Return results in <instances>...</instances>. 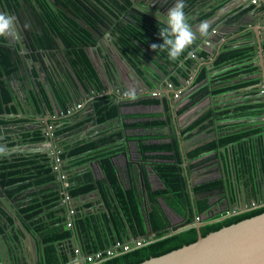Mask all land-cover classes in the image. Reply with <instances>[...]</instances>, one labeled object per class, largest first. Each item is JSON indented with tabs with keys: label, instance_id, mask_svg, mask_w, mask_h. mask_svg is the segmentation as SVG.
I'll list each match as a JSON object with an SVG mask.
<instances>
[{
	"label": "trees",
	"instance_id": "trees-1",
	"mask_svg": "<svg viewBox=\"0 0 264 264\" xmlns=\"http://www.w3.org/2000/svg\"><path fill=\"white\" fill-rule=\"evenodd\" d=\"M199 1L187 0L189 10ZM159 27L161 26L146 23L143 30L141 29V31L135 33L131 40L125 38L123 41L120 40V44L138 62H152L161 69L162 73L167 74L172 68L178 66L180 60L185 58V63L188 64L191 59L186 57L187 53L185 52L178 61H170L166 51L159 49L153 51L150 47L151 44L163 43V40L158 36ZM252 51V47L247 46L223 48L214 60L213 66L220 72L213 77L212 81L234 80L237 82L213 91L205 87L199 89L188 98L189 101L185 105L177 110V116L183 114L207 96L246 88L254 87L256 89L255 87L259 84L258 79H240L241 77L252 76L257 71V66L251 61ZM197 54L202 58L209 55L207 53ZM8 55L9 53L6 54L5 49L0 47V76H2V71L8 70L10 66ZM90 56L88 50L80 52L78 56L81 61V72L77 74L74 82L76 86L81 84L84 90L85 85L83 82L86 81L94 82L98 89L102 88L100 84L101 76L92 62V56ZM187 77V75H183L181 80L185 81ZM203 78L204 73H200L194 83H200ZM169 80L177 90L180 89L179 79L169 77ZM45 98L42 99L39 93H33L29 97L33 106L32 110L25 111V118H18V106H8L14 100L12 93L3 82H0V126L20 127L16 129L23 131L21 136L26 143L41 142L42 137L38 126L30 132L25 131L21 125L30 121V115H44L45 110L51 108L48 98ZM105 98L109 97H96L93 101V117L88 116L87 121L93 118L98 127L107 126L108 128L99 130L93 136L69 141L62 146L61 151L56 155L59 163L63 164L64 171L69 173L68 177L71 176L68 178L67 184L69 197L75 202V200L78 201L83 196L88 197L97 191L99 196V200L96 202L99 205L98 211L94 209L93 203H89L73 209L71 221H65L64 218L57 215L56 207L61 198L57 193L58 189L52 188L55 183L54 163H57L51 161L46 155L40 153H32L27 156L15 155V158L9 162L6 160L0 162V185L6 189L9 197H16L32 188L39 191L38 194L36 192L29 193L27 196L28 204L19 211L20 215H24V220L29 222L30 227L34 228L33 231L43 246L41 254L38 251L41 257L39 264H67L69 261L68 253L71 252V255L75 256L76 248L70 243L74 228L80 234V252L83 255L88 256L96 252L103 253L101 259H105V261L99 264H140L150 258L159 257L182 246L192 244L197 240V232L194 229L160 239L168 234L170 222L161 208L159 200L178 216L186 218L185 222L176 226V228L188 226L191 220L186 217L188 209H192V204L187 191V179L182 174L181 163L184 162L185 157L182 154L179 141L171 138L167 143L148 144L143 136L128 138L137 142L138 151L143 159H147L144 157L145 154H152L148 158L153 161V172L163 185L162 189L153 190L143 173L145 202L141 201L139 192L133 185L127 188L124 187L113 161V157L122 150L121 141H123L125 130L135 128L161 129L167 125V121L160 120L157 116H151L152 120L133 123L124 122L120 125L119 107L113 105L109 100H105ZM44 101L47 108L43 106ZM160 102L165 112H168L170 102L163 98L151 97L139 101L138 104L156 105ZM263 111V103L257 98L255 102H247L235 107L232 112L224 109L217 115L220 120L251 119L260 117ZM76 117L77 114L72 119H76ZM134 118L137 117L134 115L122 117L126 120ZM209 118H214L212 110L186 127L183 135L188 137L195 127ZM113 121L115 122L112 123ZM80 125L81 123L70 125L65 119L61 128L56 130L55 135L60 137V135L71 133ZM262 132L263 128L243 131L197 146L185 152V154L189 161L193 162L191 165L192 170L201 168L206 161L222 154H225L227 165V161H229L227 157H230V166L233 170L231 174L235 175V178L247 177L249 179L250 185L246 188V191L249 193L248 198L252 197L255 200L256 194L250 192V187L256 185V182L252 179L256 168L263 169L264 166V149L260 135ZM220 148L225 149V151L220 153ZM92 162H97L103 175L102 179L94 180L93 171L91 172V169L85 167ZM226 167L228 168V165ZM224 191L225 184L221 179L195 184L193 188L194 195L203 198L196 203L200 214H205L210 208L208 198L210 195L214 193L222 194ZM228 191L231 200L233 198L232 202H238L239 186L236 183H230L228 184ZM0 213L6 217L1 208ZM262 213H264V207L226 218L221 222L206 224L200 228V235L205 237L207 234L218 231L223 227H228ZM219 217L217 215L211 220ZM68 222L71 227H67ZM2 231L3 228L0 226V232ZM150 235H154V239L160 240L148 244ZM135 241L140 242L141 245L135 247ZM117 244H127L130 247L129 251H122L123 253L120 255L114 253L112 256H107L105 254L106 250L114 248L118 250Z\"/></svg>",
	"mask_w": 264,
	"mask_h": 264
},
{
	"label": "water",
	"instance_id": "water-1",
	"mask_svg": "<svg viewBox=\"0 0 264 264\" xmlns=\"http://www.w3.org/2000/svg\"><path fill=\"white\" fill-rule=\"evenodd\" d=\"M38 0H10V2L5 4V2L0 0V14H5L6 16L11 15L15 17L14 23L10 29V32L12 33L11 40L7 41L4 45L0 44V47H3L4 49H7L12 54L19 55L17 58L21 59L23 57L24 63L25 61L31 63V72L29 71L28 74L32 75V69L33 65L34 68H36L37 73H41V69H45V63L43 59V52L45 49L50 50L51 47L47 44V42L43 38H36L29 33L27 37L22 38V24L26 20L21 13V8L24 7L26 10V13L30 15L31 20H36L37 18V12H39L41 15H46V8L48 6L49 0H43L45 3V7H40V5L37 4ZM217 4H211L209 5V8H202V6L197 2L194 7L189 10L188 2H186V8L185 13L187 16L188 21H190V24L193 27V30L195 31L197 28V25L201 22L199 19V11L202 13L207 14L209 17L204 19L209 25L211 26L210 20H213V18L217 17V25L214 28L215 31H211L212 37L207 38H200L199 39V45L203 44L205 42L212 44L211 48V55H209V58L212 60V57L215 55H219L221 53V44H219V40L223 38L222 32L223 27H227V21L225 19H221L218 17V13H221V10L224 8H228L231 4L232 0H218ZM259 4L254 7V10H252L253 13H255L256 9L262 8L263 13L261 20H264V0H258ZM120 7H124L125 2L129 3V6L124 7V10H120L119 12H116L115 14V20H119L121 17H123L125 14L133 19V22L137 23L138 25H141L143 23H149V25H160L158 24L157 16H160L161 19H164V14L166 13L168 8H170L173 4V0H119ZM216 3V0L215 2ZM224 3V5L220 8V10L212 11V8H215L217 5ZM237 6H240L243 9L251 8L252 6L248 4H241L240 2L235 3ZM128 5V4H127ZM132 10L137 9L134 13H130ZM62 12H64L62 9H59ZM65 13V12H64ZM227 14V13H226ZM229 14V13H228ZM65 15L68 18H73L70 11L65 13ZM254 15V14H253ZM228 18V17H227ZM147 19V20H146ZM112 22H116L111 20ZM236 22L238 20H235ZM104 28H106V25H102ZM212 27V26H211ZM251 33H254L255 36V43H252V50H253V60L258 66L257 70V76L261 79L259 86L257 89L259 90L260 94L258 97V100L263 103L264 106V22L261 24V28H259L257 31L250 30ZM15 32V33H14ZM90 32V31H89ZM21 33V34H20ZM13 34H16L14 36ZM91 41L94 43L93 47H95L94 54L91 56L94 59H98V62L100 63L102 67V75L100 78V84L102 85V91H104L102 94H100V97H109V101L120 108L122 106V103L126 99H122L123 94L129 89V88H135L137 95L141 93V90H139L142 86L145 88H148L147 91H155L156 93H159L161 95V98L168 100L171 103V107H173V111H176V107L181 101L187 100V98L190 96L188 94V91H185L182 93L181 90H177L175 86L171 83V81L168 79L167 75L162 76L160 79H156L150 72L147 73L145 71L146 62H138L135 60L131 55H129L120 44L119 34H115V38L112 41L114 44L113 48H110L109 45H107L108 41H104L102 45L98 38L92 34ZM2 38H5V36H1ZM53 37H55L53 35ZM18 38V39H17ZM109 35L105 36V39H109ZM35 40H38L41 44L38 45ZM57 41L62 44V41L57 38ZM106 44V45H105ZM196 42L192 45V47L189 49V52H193L196 47ZM51 46V44H50ZM110 48V49H109ZM125 51V55L122 56L121 52ZM23 55V56H22ZM27 57V58H26ZM125 57H127V60H125ZM185 59V58H184ZM183 59V60H184ZM207 57L201 58L200 60H194V65L190 67L193 72L199 71L201 67H203L202 64L207 63L205 60ZM17 60V59H16ZM135 64L138 69L142 72V74H138L135 70H133V67H131L130 62ZM11 62V61H10ZM106 62V63H105ZM119 62L127 63V69L125 73H123L120 69H118ZM182 62V60H181ZM13 62H11L12 64ZM211 64L208 65L207 69L210 70ZM205 68V67H204ZM50 75L53 76V72L49 69L46 70ZM54 71V70H53ZM218 72L209 71L205 74V80L203 85H207L208 82L211 81L212 76L215 75ZM196 75H193L191 78V82L194 81V78ZM25 78V77H22ZM160 81V82H159ZM0 82H3V79L0 78ZM37 82H39V79H37ZM46 82L51 85L50 89H47V86L44 85V89L49 92L50 90L55 93L54 97H49L47 94V98L49 100V103L51 105V110H47L48 119H45V115H37L41 119L38 123V130L40 131L42 141L36 144H32L30 147H28V150H31L30 153H23L19 147L21 144L19 142H14V147L17 149L16 155L23 156V155H29L32 153H40L43 155H46L51 161L55 162L56 160V154L57 151H59L58 148V141L59 137L55 135V132L57 130L56 127L50 124V119L55 114V120L62 122L65 116L69 115L70 113L69 109H72V106L76 105H83L85 108L82 111L81 118L78 119L80 121H84L87 119L88 116L92 115L94 111L93 107V101L96 99V97H91L92 94H94V89L89 85V83L83 82L85 85V90L82 88L81 84L77 85L78 89L76 90L69 88L68 90L61 89L62 84L58 83L55 80V85H53V81H51L50 77L46 78ZM15 83H18L19 87L26 88L28 90L31 89L30 83L25 81H15ZM110 86L108 87L107 85ZM165 84V85H164ZM171 85V88H166V85ZM112 85V86H111ZM151 85V86H150ZM163 85V86H161ZM55 86H57L58 92H55ZM8 89L9 87L6 86ZM41 88L38 87V91H40ZM41 93V91L39 92ZM89 93V94H88ZM149 93V92H146ZM178 94V97L175 98V95ZM225 93L223 95H220L218 97H221L219 99H223L224 97H228ZM98 96V97H99ZM218 97H212V100L210 101L209 106L206 110H212L213 114H216L217 110H224L227 109L230 112L234 110L235 104L239 101V99L234 101H223V102H215L214 99H218ZM210 100V96L208 98ZM10 106H18L19 110H17V116L21 117L22 115L25 116V111H31L33 106L31 104V101L25 97H23L21 100H18L17 98L14 99L10 104ZM43 106L47 108V104L44 101ZM88 111V112H85ZM120 115V112H119ZM71 116L70 118H72ZM69 118V117H68ZM215 119H218V115L214 116ZM118 119V118H117ZM178 116H173L174 124H171L168 126L171 137L174 138L176 141L180 142L181 145V151L184 158V162L181 163V168L183 170L182 174L186 176L187 179V191L192 194L193 188H194V182L193 177L191 175L190 170L188 169L190 166L191 161L186 157V154L182 148V145L184 143L183 141V135L182 131L184 128L181 127V125L178 122ZM260 119L264 120V111L262 115L260 116ZM70 121V119H68ZM117 121V120H116ZM113 121L112 123H114ZM241 122H251V120H230V121H221V122H215L217 126H224L229 125L233 123H241ZM88 124L87 122L84 123V125ZM63 125V123H61ZM166 128V130L168 129ZM6 138H9L8 135H5L0 138V140H5ZM21 139V136L18 137ZM86 139V138H84ZM122 142V141H121ZM47 143H50V146L47 147ZM123 143V142H122ZM124 144V143H123ZM5 149L7 152H10V148L7 144H0V150ZM225 149L220 148L219 152H224ZM205 157V156H203ZM15 158V152H11L10 154H7L3 151H0V162L1 161H11ZM227 165H228V172L230 171L233 173L232 167L230 166V157H227ZM96 166L98 168L97 162H92L90 164L86 165V168L91 169ZM55 185L57 186V193L60 196V200L58 202V205L61 206V210L65 213H60L58 216H65L66 220H71L72 216L68 213L69 210H71L73 207V199H71L68 195V190L63 187V178L68 177L67 172L64 171L63 164H55ZM219 168L222 170V175L224 177L223 181L225 183V191L224 196L229 198V191H228V182L226 179V171H225V164L221 160L219 164ZM95 180V178L93 177ZM68 188V187H67ZM250 192L252 191L255 193V200H253V204L255 207H251L249 210H242L240 211V208L237 204H231L228 203V210L220 211L219 213L212 214L210 216H206L202 219H196V217H199V214L195 215V217L190 221L188 226H185L183 228H176L173 227L171 224H169L168 234L165 236H162L160 239H165L169 236H173L176 234H179L181 232H184L189 229H194L197 232V240L189 245L182 246L181 248L171 251L167 254H164L159 257L150 258L140 264H264V213L257 215L255 217L240 221L236 224L230 225L228 227H223L219 229L218 231L212 232L207 234L205 237H202L200 235V228L205 226L206 224L221 222L225 220L226 218H230L233 216H237L258 208L264 207L263 205H257V202H259L262 198L261 196L264 195V182L258 181L255 186L250 187ZM241 189V190H240ZM248 192V191H246ZM239 194L244 195L245 192L243 188L239 187ZM95 195L98 196V192L95 191ZM84 198L81 197L78 199V201L82 200ZM229 200V199H228ZM13 199L8 196L7 191L4 187L0 185V207L2 211L5 213V215H8V213L11 211L12 208L16 207L13 206ZM11 203V205L9 204ZM246 205V204H245ZM243 206L244 208L246 206ZM246 209V208H245ZM6 210V211H5ZM9 211V212H8ZM209 211V210H208ZM220 216L217 219L211 220L215 216ZM7 219L3 216V214L0 213V218ZM185 221V220H184ZM7 222V220H6ZM24 232L26 231L24 226L20 225ZM30 229L32 230V246L31 248H28L25 245V239L26 236L24 233H22L21 242L24 243V247L19 243L10 242L11 246L9 247H3L0 245V264H39L41 257L38 253L37 245L35 243V237H37L36 233L33 231V227L31 226ZM27 235V234H26ZM34 235V236H33ZM72 245L80 251V234L76 228L72 231ZM1 237V234H0ZM160 239H154V235H150V241L148 244H151L155 241H158ZM121 252V253H120ZM116 253V255H120L123 252L120 251ZM69 261L67 264H87L84 262V255L79 252L77 255L72 256L71 252L68 253ZM105 261V259H102L100 261H96L91 264H99L100 262Z\"/></svg>",
	"mask_w": 264,
	"mask_h": 264
},
{
	"label": "crops",
	"instance_id": "crops-1",
	"mask_svg": "<svg viewBox=\"0 0 264 264\" xmlns=\"http://www.w3.org/2000/svg\"><path fill=\"white\" fill-rule=\"evenodd\" d=\"M1 1L2 2L4 1L5 4H7V5L10 2V0H1ZM214 2H215V0H200L199 4L202 6V8H209V5L217 4V2H219V1L216 0V3H214ZM235 3H236V0H232V2L228 8H224L221 10V13H218V17H220L221 19H225L227 21V24H228L227 27L222 28L223 32L221 34H222L223 38L218 41L219 44H221L222 50H223V48H226V47H230V48L239 47V46L252 47V43H255L256 39H255L254 33H251L250 30L257 31L259 28H261V24L264 22V20H261L262 13H263L262 8L256 9L255 13H253L251 10V9L254 10V7H256L258 4L252 6L251 8L243 9L240 6H237ZM37 4L40 5V7H43L45 5L43 0H38ZM223 5H224V3L217 5L215 8H212V11L220 10V8ZM208 17L209 16L207 14L199 11V19L201 21H204V19H206ZM235 20H238V21L236 22ZM217 21H218L217 17L213 18V20H210L211 26H212V27H210V32L216 27ZM188 23L190 24V21H188ZM209 37L211 38L212 34ZM199 39L200 38L198 37V39L196 40L197 45L195 47V50L192 52V54L189 55V51L186 52L187 53L186 57L191 59L188 64L185 63V59L184 60L182 59V62L180 60V62L178 63V66L172 68L167 74H164V73H162L161 69H159V67H157L154 63L147 62L146 66H145V68H146L145 71L147 73L150 72L157 80L160 79L164 75H167L168 79H169V77H176L177 80L179 79V82H180V89L179 90H181L182 93L185 91H188V94L190 96L193 95L195 92H197L199 89L204 88V87L210 91H213L215 89H220L224 86L232 85V84L236 83L237 81H234V80L233 81H224V82L212 81L213 77L220 72V70L215 69L213 66L214 60L216 59L217 55L216 56L214 55L212 57V60H211L209 58V55H211V48L210 47L212 46V44H210V46H207L205 43L199 45V43H198ZM222 50H221V52H222ZM197 53H207L209 55H208L207 59L205 60L207 63L202 64L203 67H201L199 71L193 72V70H191L190 67L192 65H194V60H200L202 58ZM121 54H122V56H124L123 52H121ZM192 55L194 57H192ZM253 56L254 55H253V51H252L251 61L254 63L255 66H257L255 61L253 60ZM125 60H127V57H125ZM128 61L130 62V60H128ZM127 63L125 64L124 62H119L118 69H120L123 73H125L126 70H128L127 69ZM210 63H212V64H211V68L209 70V69H207V67H208V65H210ZM130 64H131V67H133V70H135L138 74L139 73L142 74V72L138 69V67L135 64H133L131 62H130ZM257 70H258V66H257ZM209 71L218 72V73H216L215 75L212 76L211 81L208 82L207 85H203L204 80H205V74L208 73ZM200 73H204V78L202 79V81L200 83L195 84L194 83L195 79ZM183 75L188 76L185 81L181 80L183 78ZM193 75H196V77L194 78V81L191 82V78L193 77ZM248 78L258 79L259 83L261 81V79L257 76V71L252 76L241 77L240 79L246 80ZM160 80L162 81V79H160ZM167 85H166V88H168ZM161 86H163V85H161ZM258 86H259V84L257 85V87ZM257 87H255L256 89H254V87H253V88H246V89H240V90L225 92V93H229V94H227L228 97H224L223 99H219L221 97H218V96L223 95L225 93L210 96V100L208 99L209 96H207L204 99H202L201 101H199L196 105H194L193 107L188 109L183 114L178 115L177 120H178L179 124L181 125V127L184 128L183 129V131H184L186 127H188L193 122L198 120L203 114L210 111V110H206V109L209 106L210 101L212 100V97H218V99H214L215 102H223L225 100L226 101H234L236 99L237 100L239 99V101L235 104V107L242 105L244 103H247V102H255L257 100L259 94H260ZM139 90H141V93L137 95L138 98L135 101L125 100L122 103V106H121L120 111H119L120 112V116H119L120 125L124 122L125 123H133V122H145L148 120H152L153 118H151V116H157V118H159L160 120L167 121V125L161 129L135 128V129L125 130L123 132V141L122 142L124 144L122 143V150L118 155L113 157V161H114L115 167L118 171V175L121 179V183L124 185V187L127 188V187L133 185L137 189V191L139 192L141 201L145 202L146 197H145L144 183H143V177H142L143 173L146 175L148 182L151 185L153 190L162 189L163 185H162L161 181L158 179L157 175L153 172V169H152V162L153 161L149 160V158H148L152 154H145L144 157H146L147 159H143V157L141 156V154L138 151L137 142L134 140H129L128 138L143 136L146 139V143H148V144L161 143V142L167 143L172 138L171 132H170L168 126L171 124H174V121H173V113H172V110L170 109V106H169L168 112L167 111L165 112L164 107H163L161 102L156 104V105H143V104L140 105V104H138V102L141 100H146V99L151 98V94L155 92V91H150V90L147 91L148 88H145L144 86H142ZM146 92H149V93H146ZM251 94H256V95H251ZM188 98L185 101L179 102V104L176 107L175 115H177V110L189 101ZM46 111L47 110H45L44 115H45V119L47 120L49 117H48V114L46 113ZM79 111L80 110L73 107L72 110H70V113H68L69 115L65 116L64 119H67L68 117L74 116ZM82 114L83 113L80 112L77 115L79 116V118H81L80 116ZM41 115H43V114H41ZM130 115H134L137 118L128 119V120L122 119V117L130 116ZM52 118H54V119H50V124L55 126L57 129L61 128V126H62L61 123H63L64 120L62 122L55 120V118H56L55 114L53 115ZM36 119L40 120L41 118L37 116ZM78 119L74 122H68L70 125H72L74 123H76V124L81 123V125L78 129H75V131H72V135H70V136H67L69 134L60 135V139L58 141V144H59L58 148H62V146L67 144L74 137H75L74 139H78L79 136H80L79 138L90 137V136H93L95 133H97L99 130H105L106 128H108L107 126L98 127L95 124L94 119H91L88 122H87V119H85L84 121L88 123L86 125H83L84 121H80ZM230 120H245V119H230ZM230 120L229 119L228 120H220V119H215V118H209L208 120L203 121L200 125L195 127L189 133L188 137H185V135H183L184 143L182 145V148H183L184 152H188L189 150H191L197 146L203 145V144L208 143V142L213 141V140H217V139L222 138V137H226V136L237 134V133H240L243 131L258 129V128H263V132L260 135L262 137L263 149H264V120L263 119H260V117L251 118V119H246V120H251V122L233 123V124L224 125V126H217L215 124V122L230 121ZM16 128L17 127L5 126V131L9 132L11 135L10 139L6 140L8 146L10 147V152H7V150H5V149H1L0 151H3L7 154H10L11 152H15V155H16L17 149L13 147V145H14L13 136L17 135V133H16L17 131L14 130ZM166 128H168V129L166 130ZM77 130H79V131H77ZM183 131H182V134H183ZM48 146H50V143H47V147ZM21 151L23 153L32 152L31 150L26 149V147H23L21 149ZM225 159H226L225 154L217 155L214 158H211L210 160L206 161L202 165L201 168L191 170V175L193 177L194 185L200 184L202 182L217 180V179H221L223 181L224 177L222 175V170L219 168V164L222 160L225 164L226 179H227L228 184L236 183L240 188L241 187L243 188L244 192H246V188H248L250 185L249 179L247 177H245V178L244 177H236L235 178V175H232L231 171H230V173L228 172V168L226 167L227 165H226ZM91 172H92V175L94 176V178L96 180L102 179L103 175H102L100 169L97 168L96 166H94L92 168ZM70 177L71 176L69 175L68 178H70ZM252 179L256 183L258 181L264 182V166H263V169L262 168H256L255 175ZM63 181L66 182V177L63 178ZM66 186H67L66 184H63V187H66ZM52 188L55 190L57 189V186L55 185V183L52 185ZM35 192H36V194L39 193V191H36L34 188H32V189H29V190L23 192L22 194H20L16 197H12V199L14 201L12 205L16 206V207H13L12 212L8 211L9 212L8 215H5L7 218L6 219L7 222L5 219L0 218V226H2V228H3V231L0 232V234H1L0 245H2L3 247H6V246L10 247L11 246L10 242H15V243H19L21 246L23 245L22 246V248H23L24 243H22L20 239L22 237V233H24L26 236V239L24 241L25 245L28 248H31L33 240L30 237V235L32 236V230L30 229L29 222L24 220V218H25L24 215H20L19 211L28 204V201H29V200H27L28 194L29 193H35ZM37 196H36V198H37ZM220 196L222 197L223 195L222 194H216V193L210 195L208 197L209 202H212V200L215 197H220ZM96 197H95V200H97ZM197 198H198L197 200L203 199L200 197H197ZM230 198H231V195H230ZM261 198L263 199L264 195L261 196ZM91 199H92L91 196H88L79 202L73 201V203H75V205H78V203H81L80 205H82L84 202H87ZM232 200H233V198H232ZM237 201L238 202H232V201L231 202L233 204H237L240 206L241 205L240 199L238 198ZM252 201H253L252 197H249L247 199L248 204L250 202L253 203ZM9 204L11 205V203H9ZM159 204H160L161 208L163 209V211L166 215L169 212L175 216H178L170 208H168L161 200H159ZM15 211H16V213H15ZM212 211L217 212V209L213 208ZM167 217H168V215H167ZM178 218H180V217H178ZM21 224L24 226V228L26 230L25 232H24L23 228L20 226ZM37 238L38 237H35V243L37 245L38 251L41 254V250H42L43 246L40 244V241Z\"/></svg>",
	"mask_w": 264,
	"mask_h": 264
},
{
	"label": "flooded vegetation",
	"instance_id": "flooded-vegetation-1",
	"mask_svg": "<svg viewBox=\"0 0 264 264\" xmlns=\"http://www.w3.org/2000/svg\"><path fill=\"white\" fill-rule=\"evenodd\" d=\"M120 5L121 4L119 0H49L48 6L47 7H45V5L43 6L46 8V15L43 16L39 12H37L36 20H31L30 15H28L26 13L25 8L22 7L21 13L26 19V20H22L24 21V23L22 24L23 29L22 31L20 30V32H22V34L20 33L22 35V38L27 37L30 33L34 37V39L43 38L47 42L49 47L51 48L50 50L45 49L44 51H41L43 52L45 69H41V73H37V70L36 68H34V65H33L32 75L28 74L29 71L31 72L30 62L25 61L24 63L23 57H21V59L20 58L18 59L17 57L19 55H17L16 53L11 55V52L5 49L6 54L9 53L8 55L9 60L13 63L11 64V62L9 61L10 66L8 70L2 71V76H0V78L3 79V84L9 87V91L12 93L13 98L14 99L17 98L18 100H21L23 97H25L29 99V97H31L33 93L35 92L39 93L40 91L41 93H39V95L41 96L42 99H46L45 97H48L47 94L49 95V97H54L55 93H53L51 90L47 92L43 87L44 85H46L47 89H50L51 85H49L46 82L47 77L51 78V81H53L52 83L53 85H55V80L58 83L62 84L63 86H61V89H63V91L68 90L69 88L74 89V90H76V88L78 89V87L76 86L74 82L75 79L77 78L76 77L77 74L81 72V65H80L81 61L78 56L80 52H85L86 50H88V52L91 55L94 54L93 51H95L94 50L95 47H93L94 43H92L91 41L92 35L90 34V32H92V34L98 38V40L100 41L102 45H104L103 44L104 41L106 42L108 41L107 45H109L110 48H113L114 44L112 41L115 38V34L120 35L119 41L120 40L123 41L125 40V38H128L131 40L135 36V33L141 31V29L143 30V27L146 23L138 25L137 23L133 22V19L129 18L126 14L123 17H121L119 20H115L116 12H119L120 10H124V7L129 6V3L125 2L124 7H120ZM59 9H62L65 13L70 11L73 18L72 19L68 18L65 15V13ZM136 10L137 9L135 10L131 9L130 13H134ZM111 20L116 21V22H112ZM102 25H106L107 27L104 28ZM12 33L10 35H7L4 39L0 36V44L4 45L7 41H10L11 40L10 36H12ZM13 35L16 36V34H13ZM53 35L55 37H53ZM106 35L107 36L109 35L110 37L108 40L105 39ZM57 38L62 41V44H60V42L57 41ZM35 42L38 45L41 44L38 40H35ZM91 59L95 67L97 68L99 75L101 76L103 71H102V67L100 63L98 62V59L96 60L93 57H91ZM47 69L53 72V76L50 75V73L46 71ZM22 77H25V78H22ZM23 79H25V81L30 83V86H31L30 90H28L26 86L22 88L18 86L19 85L18 83H15L16 80L17 81L19 80L22 82ZM37 79H39V82H37ZM89 85L94 89V94H92L91 97H98L100 94L104 92L102 90L99 91V89L101 88L98 89V86H96L94 82H90ZM107 86L109 87L110 84ZM38 87L41 88L40 91L37 90ZM58 89L59 88L55 86V92H58ZM105 100H109V98H105ZM81 106L82 107L78 109L80 110L78 113L82 112L85 109L83 105ZM170 106H171V103H170ZM74 108H76V106H74ZM69 110H72V109H69ZM171 110H172L173 116H175L173 107H171ZM221 111L222 110H217L214 116L219 114ZM85 112H88V111H85ZM22 116L19 118H25V116L23 117ZM90 116L93 117V113ZM36 117H37V114L30 115L29 117L30 121L26 122L25 124H22L21 127H23L25 131L31 132L36 126H38L39 120H37ZM78 118H79L78 115L76 119H72L69 117L67 118V122H74ZM68 119H71V120L68 121ZM84 123L85 121L83 122V125ZM75 124L76 123L72 125H75ZM13 127H16V126H13ZM17 128H20V127H17ZM14 130L17 131L16 132L17 135L13 136V141L19 142L21 144V146L19 147L20 150L23 147H26L27 149L32 144H36V143H26L24 140H22L21 134L23 133V131L21 129H18V130L14 129ZM68 134L69 135L67 136H70L72 135V132ZM5 135H8L9 138H6L5 140H0L1 144H7L6 140L10 139L11 135L9 132L5 131V127L0 126V138ZM20 136H21V139L18 138ZM74 138L70 140V142L74 141L75 140ZM61 149L62 148H59V151H61ZM59 151H57V154L59 153ZM192 163L193 162H191L189 166L190 172L192 170L191 168ZM57 164H61V163H57ZM68 181L69 180L66 179V182H63V184L67 185ZM67 187L68 186L64 188L67 189ZM222 195H223L222 197L221 196L215 197L212 200V202H209V205H210V208L208 209L209 211L207 210L205 214H200L198 210V206L196 205V203L198 202L197 200L198 198L197 196L194 195L192 191V194L189 193L190 202L192 204V209H188L189 212L187 211L186 217L192 220L195 217V215L199 214L200 219H202L204 218V216L206 217L210 213H217V212L219 213L220 211L228 210V203L230 202L231 204H233L231 202L232 200L230 198V194L228 198L229 200L227 199V197L224 196V193H222ZM248 195H249L248 192H245L243 196L240 194L238 195V198L240 199V202H241V205L240 206L238 205L240 208V211L251 209V204L247 203ZM90 196L92 199L87 202H84L82 205L93 203L94 209L98 211L99 205L98 203L96 204L98 198L96 197L95 192L90 194ZM95 197L97 198V200H95ZM83 199H85V197ZM75 202H77V200H75ZM80 204L81 203H78V205H75L74 203L72 205L73 207L72 210H69L68 213L71 214L73 209L78 208V206H82ZM244 205L246 206L245 207L246 209L243 207ZM213 208H216L217 212H213L212 211ZM56 211H57V215L60 213H63V214L65 213V211L63 212V210H61V206L59 205L56 207ZM60 217L65 219L64 215ZM180 219H181V224L185 222L184 220H186V218L184 217H180ZM67 224H70V223L68 222ZM69 227H71V224Z\"/></svg>",
	"mask_w": 264,
	"mask_h": 264
},
{
	"label": "clouds",
	"instance_id": "clouds-1",
	"mask_svg": "<svg viewBox=\"0 0 264 264\" xmlns=\"http://www.w3.org/2000/svg\"><path fill=\"white\" fill-rule=\"evenodd\" d=\"M185 0H173V4L168 8L162 20L157 16L158 24H162L158 36L163 40L162 44L153 43L150 45L153 51L157 49L166 51L170 61H178L185 52L189 51L192 45L199 38H207L211 35L210 25L206 21H201L196 30H193L185 13ZM15 17L0 14V36L10 35V29ZM212 31H215L214 29ZM192 53L189 52V55ZM138 98L135 88H129L122 99L135 101Z\"/></svg>",
	"mask_w": 264,
	"mask_h": 264
},
{
	"label": "built area",
	"instance_id": "built-area-1",
	"mask_svg": "<svg viewBox=\"0 0 264 264\" xmlns=\"http://www.w3.org/2000/svg\"><path fill=\"white\" fill-rule=\"evenodd\" d=\"M236 1L240 2L241 4H248L250 6H254V5L259 4L258 0H236ZM205 44L207 46H209V43L205 42ZM192 57H194V56L192 55ZM167 87H168V89H170L171 85L168 84ZM151 97L159 98L160 94L154 92V93L151 94ZM177 97H178V94L175 95V98H177ZM81 107H82L81 105H78V106H76V109H80ZM56 162L59 163V160L57 158H56ZM257 205H263L264 206V198L261 199L259 202H257ZM251 207H255V205L253 203H251ZM196 219L200 220V217H196L195 220ZM69 226H70V224H67V227H69ZM140 245H141L140 242L135 241V244H134L135 247H139ZM117 248H118V250H116V248H114L112 250H106L105 254L107 256H112V254L117 253V251H119V250L127 252V251H129L130 247L127 244H117ZM79 252L80 251L76 249L75 250V255H77ZM102 255H103L102 252H96L95 254L88 255V256L84 255V262L89 264V263H92V262H94L96 260H102L101 259Z\"/></svg>",
	"mask_w": 264,
	"mask_h": 264
},
{
	"label": "rangeland",
	"instance_id": "rangeland-1",
	"mask_svg": "<svg viewBox=\"0 0 264 264\" xmlns=\"http://www.w3.org/2000/svg\"><path fill=\"white\" fill-rule=\"evenodd\" d=\"M160 97H161V95H160ZM212 214H215V213H210V214H208V216H210ZM167 215H168V220H169L170 224L173 227L179 226L181 224V219L178 218V216H175V215H173L172 213H169V212H168Z\"/></svg>",
	"mask_w": 264,
	"mask_h": 264
}]
</instances>
